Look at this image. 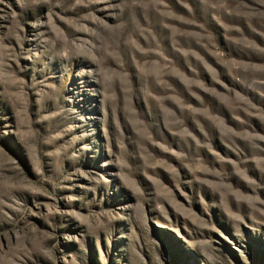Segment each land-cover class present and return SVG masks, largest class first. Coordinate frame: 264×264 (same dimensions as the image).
<instances>
[{
  "label": "rangeland",
  "instance_id": "374dc122",
  "mask_svg": "<svg viewBox=\"0 0 264 264\" xmlns=\"http://www.w3.org/2000/svg\"><path fill=\"white\" fill-rule=\"evenodd\" d=\"M0 264H264V0H0Z\"/></svg>",
  "mask_w": 264,
  "mask_h": 264
}]
</instances>
